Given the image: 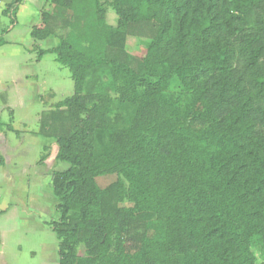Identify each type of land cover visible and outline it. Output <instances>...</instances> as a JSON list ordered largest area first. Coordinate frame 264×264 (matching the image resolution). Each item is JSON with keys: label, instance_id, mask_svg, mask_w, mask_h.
I'll return each mask as SVG.
<instances>
[{"label": "trees", "instance_id": "trees-1", "mask_svg": "<svg viewBox=\"0 0 264 264\" xmlns=\"http://www.w3.org/2000/svg\"><path fill=\"white\" fill-rule=\"evenodd\" d=\"M46 2L30 37L68 29L48 51L73 83L38 130L68 165L51 176L58 264H264V0ZM109 91L132 110L111 132Z\"/></svg>", "mask_w": 264, "mask_h": 264}, {"label": "rangeland", "instance_id": "rangeland-1", "mask_svg": "<svg viewBox=\"0 0 264 264\" xmlns=\"http://www.w3.org/2000/svg\"><path fill=\"white\" fill-rule=\"evenodd\" d=\"M14 4L15 0H0V40L5 42L0 46V132L6 138L8 160L0 166V264H57L58 240L51 227L58 220L57 201L52 194L51 176L68 165L56 159L54 140L42 150L45 143L31 134H38L40 121L73 94V83L69 71L55 61L50 51L39 55L43 50L35 43L30 46L32 27L40 23L42 12L52 11L51 5L46 0H27L22 9L20 4L14 8ZM103 6L105 24L115 27L114 11L108 2ZM67 34L68 29L59 28L45 45L56 46ZM148 46V40L128 37L125 51L141 59ZM106 78L96 72L91 88L98 89ZM164 88L170 93L183 92L175 77L166 81ZM108 96L112 100L111 132L124 124L132 110L118 105L116 91H109ZM23 138L21 145L18 140ZM116 179V175H107L96 182L105 188ZM121 206L132 205L124 202ZM76 253L80 259L85 258L83 245H78Z\"/></svg>", "mask_w": 264, "mask_h": 264}, {"label": "crops", "instance_id": "crops-1", "mask_svg": "<svg viewBox=\"0 0 264 264\" xmlns=\"http://www.w3.org/2000/svg\"><path fill=\"white\" fill-rule=\"evenodd\" d=\"M27 0H22L21 2H20V9H22V6L24 5V3L26 2ZM12 28V29H11ZM11 31H13V27L11 26ZM9 29V30H10ZM10 31V32H11ZM34 40H32V42H31V44H30V46H32L33 45V43H35V45H38L39 47H40V49L41 50H43V51H48V50H51V49H53L54 47H55V45H52V46H49L48 47V45H45L47 42H50V41H48V39H46V40H44V41H41V42H36V41H34ZM44 43V44H43ZM23 50V49H22ZM25 54H28V53H26V52H24ZM23 55V54H22ZM44 55H46V54H44ZM34 61H36V60H34ZM39 62H35V64L37 65ZM12 129V128H11ZM13 130V129H12ZM31 135H33V136H36L37 138L39 137L45 144L44 145H42L41 146V149L43 150V148H48L49 147V145L52 143V141H53V139H50V138H46V137H44V136H41V135H39V134H31ZM6 138H5V135L4 134H2L1 132H0V157H2V159H3V161H4V165H6V163H7V161L8 160H6V154H5V143H6V140H5ZM25 140V138H23V139H19L18 140V143L19 144H21V145H23V141ZM2 204V203H1ZM4 204V203H3ZM2 204V205H3ZM3 210H4V206H3ZM1 239H2V231L0 230V245H1ZM57 262H58V260H57ZM58 264V263H57Z\"/></svg>", "mask_w": 264, "mask_h": 264}]
</instances>
